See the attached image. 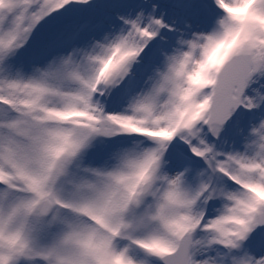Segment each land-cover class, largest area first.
I'll return each mask as SVG.
<instances>
[{
  "label": "snow or ice",
  "instance_id": "6c2138e0",
  "mask_svg": "<svg viewBox=\"0 0 264 264\" xmlns=\"http://www.w3.org/2000/svg\"><path fill=\"white\" fill-rule=\"evenodd\" d=\"M0 264H264V0H0Z\"/></svg>",
  "mask_w": 264,
  "mask_h": 264
}]
</instances>
